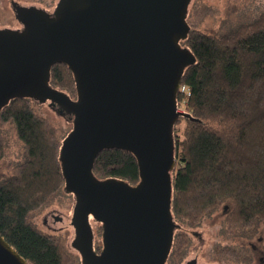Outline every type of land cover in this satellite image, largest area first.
Segmentation results:
<instances>
[{"label":"water","instance_id":"obj_1","mask_svg":"<svg viewBox=\"0 0 264 264\" xmlns=\"http://www.w3.org/2000/svg\"><path fill=\"white\" fill-rule=\"evenodd\" d=\"M191 1L58 0L49 12L13 0L21 26L0 27V109L12 98L49 100L72 122L59 159L82 264H165L170 252L173 123L185 114L176 96L192 58L180 45ZM56 63L72 71L76 98L50 84ZM106 148L133 152L137 183L94 174ZM0 264L31 263L0 235Z\"/></svg>","mask_w":264,"mask_h":264},{"label":"trees","instance_id":"obj_2","mask_svg":"<svg viewBox=\"0 0 264 264\" xmlns=\"http://www.w3.org/2000/svg\"><path fill=\"white\" fill-rule=\"evenodd\" d=\"M239 1L228 0L227 17L237 11ZM214 12L192 0L186 17L190 30L180 40L192 58L181 75L186 89L176 96L185 114L173 123L177 161L171 171V210L177 227L165 264L183 263L190 230L220 207L226 209L225 235L252 239L264 229V10L225 32L200 29ZM49 82L76 98V81L67 64L52 65ZM35 103L29 97L12 98L0 109V160L8 148V125L23 147L21 160L9 172H0V235L31 264H81L61 234L44 230L36 221L65 191L59 154L66 130L40 114ZM93 172L131 184L140 179L135 155L121 148L102 150ZM94 224L98 250L102 226ZM213 251L235 262L253 260L244 245L217 244Z\"/></svg>","mask_w":264,"mask_h":264},{"label":"rangeland","instance_id":"obj_3","mask_svg":"<svg viewBox=\"0 0 264 264\" xmlns=\"http://www.w3.org/2000/svg\"><path fill=\"white\" fill-rule=\"evenodd\" d=\"M13 0H0V27H20L12 8ZM24 5H37L50 12H53L58 0H15ZM210 5L214 8V14L208 15L200 25V29L206 32H225L235 27L239 22L255 16L258 12L264 10V0H240L237 11L232 16L227 17L225 8L228 0H196ZM36 110L50 119L55 125L66 130L67 134L72 129L71 120L60 113L51 102H36ZM8 140L6 156L0 160V172H9L14 164L21 160L23 147L19 141L14 127L8 125L5 131ZM66 136V135H65ZM74 196L62 191L53 202L48 205L49 209H55L56 214H62L63 223L54 224V218L48 217L51 228L44 222L46 216V207L37 215L36 221L44 230L61 234L70 253L80 256L78 250L72 247V240L75 237V229L71 224L72 211L74 206ZM224 208L220 207L209 217H205L199 226L190 230L191 242L182 264L197 257L200 264H246L244 262H235L228 258H219L214 254V247L217 244L248 246L253 254V260L249 264H264V229L252 239L227 236L223 233V220L225 214ZM55 225V226H54ZM95 224L93 225V229ZM99 240L98 236L95 237ZM102 242V238H101ZM81 259V257H80Z\"/></svg>","mask_w":264,"mask_h":264},{"label":"flooded vegetation","instance_id":"obj_4","mask_svg":"<svg viewBox=\"0 0 264 264\" xmlns=\"http://www.w3.org/2000/svg\"><path fill=\"white\" fill-rule=\"evenodd\" d=\"M20 23V22H19ZM20 26H21V23H20ZM53 107H55L54 105H52ZM59 111V110H58ZM60 112V111H59ZM61 113V112H60ZM68 194H72V193H69V192H67ZM73 195V194H72ZM46 210H47V212H46V216H45V218H44V222L51 228L53 225H51V224H49V222H48V217H53L54 218V224H56L57 222H60V223H63V222H65L64 221V217H63V215L62 214H56L55 212H56V210L55 209H49V206H47L46 207ZM55 226V225H54ZM72 247L74 248V249H76V247H75V245H74V241H73V243H72ZM102 248V247H101ZM101 248L100 249H98V250H96L97 252H99L100 250H101ZM95 249H96V247H95ZM77 250V249H76ZM194 258H197V257H194ZM193 259V258H192ZM191 260V259H190ZM198 263H199V261H198ZM81 264H82V262H81ZM200 264V263H199Z\"/></svg>","mask_w":264,"mask_h":264},{"label":"built area","instance_id":"obj_5","mask_svg":"<svg viewBox=\"0 0 264 264\" xmlns=\"http://www.w3.org/2000/svg\"><path fill=\"white\" fill-rule=\"evenodd\" d=\"M180 89L183 91V90H185L186 88H185L184 85H181V86H180ZM179 110H180V109H179Z\"/></svg>","mask_w":264,"mask_h":264}]
</instances>
